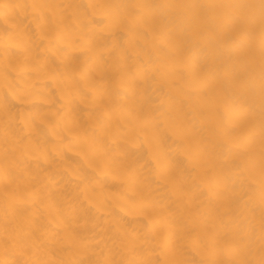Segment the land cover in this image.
<instances>
[{"label": "bare ground", "instance_id": "1", "mask_svg": "<svg viewBox=\"0 0 264 264\" xmlns=\"http://www.w3.org/2000/svg\"><path fill=\"white\" fill-rule=\"evenodd\" d=\"M0 264H264V0H0Z\"/></svg>", "mask_w": 264, "mask_h": 264}]
</instances>
